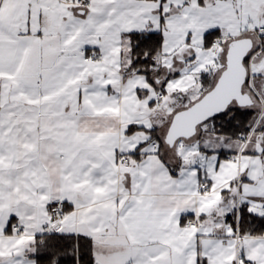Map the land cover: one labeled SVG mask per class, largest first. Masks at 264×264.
Instances as JSON below:
<instances>
[{
	"label": "snow or ice",
	"instance_id": "obj_1",
	"mask_svg": "<svg viewBox=\"0 0 264 264\" xmlns=\"http://www.w3.org/2000/svg\"><path fill=\"white\" fill-rule=\"evenodd\" d=\"M0 264H264V0H0Z\"/></svg>",
	"mask_w": 264,
	"mask_h": 264
}]
</instances>
